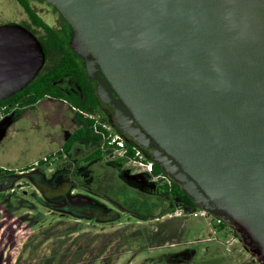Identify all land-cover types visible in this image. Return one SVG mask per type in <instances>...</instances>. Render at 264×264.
<instances>
[{
    "label": "water",
    "instance_id": "obj_1",
    "mask_svg": "<svg viewBox=\"0 0 264 264\" xmlns=\"http://www.w3.org/2000/svg\"><path fill=\"white\" fill-rule=\"evenodd\" d=\"M118 129L264 264V0H45ZM45 63L0 25V101Z\"/></svg>",
    "mask_w": 264,
    "mask_h": 264
},
{
    "label": "rangeland",
    "instance_id": "obj_2",
    "mask_svg": "<svg viewBox=\"0 0 264 264\" xmlns=\"http://www.w3.org/2000/svg\"><path fill=\"white\" fill-rule=\"evenodd\" d=\"M30 3L47 25L56 27L47 4L41 0ZM7 23L42 33L30 24L15 0H0V25ZM51 65L47 60L44 67ZM94 116L105 123L100 114ZM19 123L16 134H12V129L1 133L5 138L0 155L6 161H1L0 166L10 171L28 165L34 168L23 174L0 175V264H262L235 237L233 228L230 233L237 239L242 252L238 260H231L224 248H221L222 254L216 253L214 243L190 244L192 239L187 229L174 234V239L159 244V235L169 237V232H163L156 223L138 221L128 214H122L120 222L107 225L98 223L95 218L76 219L77 211L85 210L83 214L87 207H92L106 212L110 203L79 188L72 189L67 198L60 197L65 185L59 186L54 177L58 172L68 171V181L72 182L78 168L89 165L82 157L92 149L80 147L72 160L59 151L61 141L69 134L56 120L40 117L35 122L23 120ZM21 127L23 129L18 131ZM42 158V164L37 165ZM117 158H120L118 153L105 154L101 163ZM89 166L97 173L105 171L98 162ZM122 168L137 174L128 163ZM91 171L84 177L93 176ZM104 185L111 187L112 183L104 182ZM108 194L112 195V191Z\"/></svg>",
    "mask_w": 264,
    "mask_h": 264
},
{
    "label": "trees",
    "instance_id": "obj_3",
    "mask_svg": "<svg viewBox=\"0 0 264 264\" xmlns=\"http://www.w3.org/2000/svg\"><path fill=\"white\" fill-rule=\"evenodd\" d=\"M15 1L23 9L30 23L36 28L44 30L46 35L39 40L46 54V61L49 60L52 65L46 68L43 66L38 75L23 90L4 101H0V108L7 105L12 109L17 105L15 112H18L46 97L64 101L72 108L77 127L65 139L59 151L74 160L73 156H77L80 147L92 149L91 152L82 157V161L89 165L98 162L105 168V171L97 173L91 166L87 165L83 169L82 167L78 168V171L72 177V182L68 181V171L58 172L54 177L55 182L58 185L60 184L59 186L65 185V198L70 196L72 189L79 188L99 195L110 203L107 206L109 210L106 212L100 208L87 207L86 212L83 214L82 212L85 210H82L81 213L77 211L78 217L90 220L95 218L98 223L107 225L120 222L122 214L131 215L138 221H153L172 213L177 206H182L187 211L194 209V202L182 192L181 185L168 175L171 179L170 186L151 180L154 176L164 174L161 166L153 161L149 150L132 142L125 133L120 131L112 118L111 111L105 110L104 104L100 102L96 95L95 82L89 79L86 74L82 58L69 47L71 32H73L72 28L69 27L70 32L68 34H59L40 18L29 0ZM65 23L67 22L65 21ZM85 114L88 116H85ZM96 114L103 116V122L109 124L124 141V155L113 162L101 163L103 156L112 153L114 149H118V146L108 145L107 143L102 145L101 132H107L101 125H98L97 131H94L95 120L90 116ZM136 151L142 154L145 163H152L150 174L146 172L131 174L128 170L122 168L128 160L137 159ZM47 157H50V155ZM42 162L43 158L37 165H41ZM33 168L34 166H30L21 170V172ZM90 170L94 173L93 176L84 177V174L90 172ZM10 173H13V171L0 169V175ZM104 182H111L112 186H105ZM110 191H112V195L108 194ZM218 218L221 219L220 226L229 225L223 218ZM229 226L233 228L235 237L241 240V234L235 230L234 226Z\"/></svg>",
    "mask_w": 264,
    "mask_h": 264
},
{
    "label": "crops",
    "instance_id": "obj_4",
    "mask_svg": "<svg viewBox=\"0 0 264 264\" xmlns=\"http://www.w3.org/2000/svg\"><path fill=\"white\" fill-rule=\"evenodd\" d=\"M38 108L36 111L35 109ZM41 113V115H40ZM50 118L56 120L60 126H62L65 130L68 132V136H70L75 128L77 127V124L74 120V114L72 108L68 106L67 103L60 100H55L51 98H43L36 103H34L31 106H28L26 108H23L19 110L18 112H10L9 114H6L3 118L0 119V147L1 143L4 141V134L1 136L2 131L8 132V130L12 129L14 132L12 134H16V127L19 122L25 120V121H38V118ZM23 127L19 128L18 131L22 130ZM8 136V135H6ZM65 139H63L59 145L63 144ZM5 162V157L2 158L0 155V162ZM31 165H28L26 167H18V169H11L14 171L13 173H25L27 171L21 172V170L30 167ZM0 169L5 170V167H1ZM10 171V169H7ZM17 170V171H16ZM32 171V170H29ZM51 171V170H50ZM133 174V173H132ZM80 217H76V219H79ZM194 219V221H192ZM190 218L188 219H181L177 217H166L161 219H156L153 221H145L146 223H156L159 225V227L162 228L163 232H169L171 236L165 237L163 235H159L158 239L159 244L166 243L167 240H172L174 238V234L178 232H182L187 229V232L189 233V236L191 237V241H189L190 244L193 243H214L213 249H215L216 253L220 252L222 254V249L229 253L228 257L231 260L239 259V257L242 255L241 249L237 246L238 241L233 235L230 233V226H217L215 224H208L204 219L202 218H192L191 221ZM189 222V223H188ZM184 229V230H183ZM155 231V228H154ZM173 231V232H172ZM160 232V229H159ZM156 232H154V235ZM199 238V239H196ZM163 240V241H162ZM209 251V250H208Z\"/></svg>",
    "mask_w": 264,
    "mask_h": 264
},
{
    "label": "built area",
    "instance_id": "obj_5",
    "mask_svg": "<svg viewBox=\"0 0 264 264\" xmlns=\"http://www.w3.org/2000/svg\"><path fill=\"white\" fill-rule=\"evenodd\" d=\"M17 109V105L14 106V108L10 109L9 106H2L0 108V119L3 118L6 114H9L10 112H13ZM85 116H88L85 114ZM93 118L94 121V131H97V126L101 125L107 133L101 132L103 144L107 143L108 145H116L118 146V149H114L112 151V154H119L120 157H122L125 153V146L124 141L122 137L116 133L113 128L105 123L99 122L98 118H95V116H90ZM137 159H130L128 160V164L131 165L135 169V173H151L152 172V163L147 162L145 163L143 161V156L139 151H136L135 153ZM44 159V158H43ZM154 182H160V184H167L170 186L171 179L166 174H159L157 176L152 177L151 179ZM166 217H177L181 219H187V218H202L204 219L208 224H215L219 226L221 224V219L212 215L206 210H203L201 208H194L192 210H186L182 206H177L174 211L170 214H167Z\"/></svg>",
    "mask_w": 264,
    "mask_h": 264
},
{
    "label": "flooded vegetation",
    "instance_id": "obj_6",
    "mask_svg": "<svg viewBox=\"0 0 264 264\" xmlns=\"http://www.w3.org/2000/svg\"><path fill=\"white\" fill-rule=\"evenodd\" d=\"M29 1H35L36 2V0H29ZM40 1V0H39ZM42 1V0H41ZM43 3H45V4H47L48 6H49V8H50V10H51V12H52V19H53V23H54V25H56V27L55 26H49V27H51V28H53V29H55L56 30V32L57 33H59V34H62V35H64V34H68L69 32H70V25L68 24V23H65V19L62 17V16H60V13L57 11V9L55 8V7H53L51 4H49V3H47L45 0H43ZM27 16V15H26ZM64 20H63V19ZM31 24V23H30ZM32 25V24H31ZM33 26V25H32ZM22 27H24L25 29H27L28 31H30L35 37H36V39L40 42V40L39 39H43L44 38V36L46 35L45 34V32H44V30H40V28H37V31H42V33L41 34H38V33H35L34 31H32L31 29H29V28H27V27H25V26H22ZM34 27V26H33ZM70 27V28H69ZM71 33H73V32H71ZM43 35V36H42ZM72 35V34H71ZM71 37V36H70ZM40 44H41V42H40ZM42 45V44H41ZM43 47V46H42ZM45 62H46V54H45ZM44 65H45V63H44ZM25 88V87H24ZM23 88V89H24ZM22 89V90H23ZM108 105H104V108H105V110L106 111H111V114H112V118H113V111H112V109L109 107ZM111 109V110H110ZM60 195V197H65V190L63 191V193H60L59 194ZM243 232V231H242ZM241 231L239 232L240 234L242 233Z\"/></svg>",
    "mask_w": 264,
    "mask_h": 264
}]
</instances>
